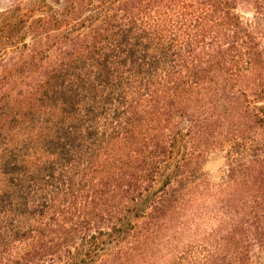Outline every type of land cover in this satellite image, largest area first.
Here are the masks:
<instances>
[{
	"label": "trees",
	"instance_id": "1",
	"mask_svg": "<svg viewBox=\"0 0 264 264\" xmlns=\"http://www.w3.org/2000/svg\"><path fill=\"white\" fill-rule=\"evenodd\" d=\"M239 3L264 19V0L0 11V264H255L264 35Z\"/></svg>",
	"mask_w": 264,
	"mask_h": 264
},
{
	"label": "rangeland",
	"instance_id": "2",
	"mask_svg": "<svg viewBox=\"0 0 264 264\" xmlns=\"http://www.w3.org/2000/svg\"><path fill=\"white\" fill-rule=\"evenodd\" d=\"M11 3L12 0H0V11L8 8ZM237 10L245 21H250L255 24L259 23L261 32L264 35V19H262L261 15L255 11L252 4L239 3ZM203 164V169L212 185L223 183L226 178V167L223 153L219 151L207 153ZM254 260L255 264H264V254L260 252L256 253Z\"/></svg>",
	"mask_w": 264,
	"mask_h": 264
}]
</instances>
